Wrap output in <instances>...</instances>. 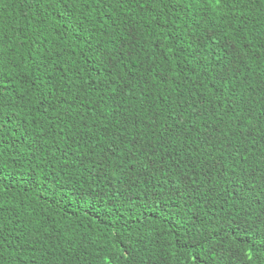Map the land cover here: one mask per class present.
Masks as SVG:
<instances>
[{
	"label": "trees",
	"instance_id": "obj_1",
	"mask_svg": "<svg viewBox=\"0 0 264 264\" xmlns=\"http://www.w3.org/2000/svg\"><path fill=\"white\" fill-rule=\"evenodd\" d=\"M113 86L164 158L126 188L76 151ZM261 101L264 0H0V264H264Z\"/></svg>",
	"mask_w": 264,
	"mask_h": 264
},
{
	"label": "snow or ice",
	"instance_id": "obj_2",
	"mask_svg": "<svg viewBox=\"0 0 264 264\" xmlns=\"http://www.w3.org/2000/svg\"><path fill=\"white\" fill-rule=\"evenodd\" d=\"M248 2L249 0H240L241 4ZM226 71L216 73L215 79L222 81ZM111 99L115 106L111 108L110 112H98L95 119L89 117L91 119L90 124L85 122L80 129H77V132H88L84 145L76 149L81 153V163L92 164L98 171L97 179L108 181L110 187L113 180L118 186L129 187L134 178L133 173H137L135 179L138 180L140 176H143L145 183H147L148 178L158 177L160 173L164 172V158L162 156L157 158L158 147L152 142L151 137H147L146 134L140 132L135 120L132 121L131 127L136 134L129 133L128 120L124 115V109L121 108L122 99L115 90V86H113ZM261 105L258 115L254 114L253 111H249L244 118L251 125L246 129L248 135L252 136L254 141L260 140V143L264 145V139H261V137H264V101H261ZM90 111L96 110L91 109ZM227 111H232L231 103H229ZM132 115L135 116L136 114L132 113ZM237 119H240V117H237ZM147 127L148 125H145V128ZM254 132L255 135L253 136ZM187 138L183 132L176 137L179 141ZM89 143L91 149L99 153L98 156L93 154L91 159H87L88 153L84 151ZM261 181L264 183V173L261 174ZM169 182H171L170 177ZM181 185L184 186L181 187ZM252 185L255 187V181L252 182ZM176 188L178 191L165 194L170 197L175 196L178 200L184 197L196 199L205 194L198 186L192 188L190 182L186 183L182 179H180ZM103 195V192L98 194L100 197ZM261 216L264 217V212L261 213Z\"/></svg>",
	"mask_w": 264,
	"mask_h": 264
}]
</instances>
